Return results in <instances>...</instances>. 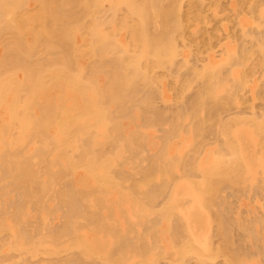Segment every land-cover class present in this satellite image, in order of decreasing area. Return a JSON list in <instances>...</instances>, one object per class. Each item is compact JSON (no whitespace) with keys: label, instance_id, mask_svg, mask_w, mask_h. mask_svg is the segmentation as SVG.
<instances>
[{"label":"bare ground","instance_id":"1","mask_svg":"<svg viewBox=\"0 0 264 264\" xmlns=\"http://www.w3.org/2000/svg\"><path fill=\"white\" fill-rule=\"evenodd\" d=\"M185 1L0 0V264L46 257L47 264H214L221 256L259 264L254 252L264 258V216L228 220L235 206L220 195L264 193V116L223 121L218 113L247 92L254 75L239 69L264 56V30L250 32L251 22L240 19L242 45H225L221 60L193 69L178 45L189 25ZM258 3L250 14L261 29ZM185 68L193 72L184 87L202 85L170 116L157 106L169 98L156 71ZM161 127L157 144L151 129ZM207 135L220 140L201 156ZM219 206L228 219L215 210V232L224 240L218 247L211 221ZM235 227L243 250L237 237L233 243Z\"/></svg>","mask_w":264,"mask_h":264},{"label":"rangeland","instance_id":"2","mask_svg":"<svg viewBox=\"0 0 264 264\" xmlns=\"http://www.w3.org/2000/svg\"><path fill=\"white\" fill-rule=\"evenodd\" d=\"M256 1V3H257V1L260 3H258L261 7H262V5H264V4H261L262 2L264 3V0H205V1H202V2H200V3H198V5H197V3H196V5H195V3H190L189 4V1L187 0V1H185V3L183 4V10H182V12H183V15H185V16H183V21H185L184 23L186 24V25H188V29L186 28V32L184 33V36L186 35V37H185V39H182V38H184V36H181V41H178V45H179V47H180V49H181V51L183 52V54L186 52V49L188 50L187 52V55L186 56H188V54H189V56L191 55V59H190V57L188 56V58H189V60H191V63L189 64L191 67L192 66H194V67H199V68H201V66H204V64L208 61V60H211L212 58H214L215 60L217 59V61L220 59L221 60V57H222V51L223 50H225L228 46H226V47H224L225 45H229V44H231L230 46L232 47L233 46V48H236L235 50H237L241 45H242V42H243V40H244V38L242 39V35H241V33H242V28L241 27H239V24H238V22L240 21V19L242 20V21H244L245 19V21H246V23L247 24H249L248 22H251V24H249L248 26H250V27H248V28H250L249 29V31L250 32H254L255 34H257L258 32L259 33H262V31L264 30V21H263V24H262V28L261 29H258V27H257V20L255 19L254 20V17H253V15L252 14H250L251 13V10H252V6H254L255 4H254V2ZM168 4H169V2L168 1H166ZM165 2V3H166ZM166 3V5H168ZM191 4H192V6H191ZM193 4H194V7H193ZM184 5H185V7H184ZM191 6L192 8H194V10L193 11H191L192 10V8L191 7H189V6ZM202 5V6H201ZM250 5H252L251 7H250ZM196 6H200L201 7V9H200V7H197L196 8ZM203 7H204V9H203ZM191 8V9H190ZM263 8V10H264V6L262 7ZM261 8V9H262ZM185 9V10H184ZM207 9V10H206ZM186 10H187V12H186ZM196 10V11H195ZM201 12H199V11ZM250 11V12H249ZM186 12V13H185ZM196 12V13H195ZM199 13V15H201V16H197L196 14H198ZM192 13V14H191ZM193 13H195V15L193 14ZM204 13V14H203ZM188 15H189V19H188ZM190 15H191V17L193 16L194 18H191L190 17ZM196 16V17H195ZM264 16V15H263ZM198 17V18H197ZM186 18V19H185ZM200 18V19H199ZM191 19V20H190ZM198 19V20H197ZM263 19H264V17H263ZM248 21V22H247ZM184 24V25H185ZM253 24V25H252ZM186 25H185V27H186ZM252 29V30H251ZM188 30V31H187ZM254 30V31H253ZM260 30H261V32H260ZM264 32V31H263ZM208 33V34H207ZM259 33H258V35H259ZM187 34H189V35H187ZM209 35V36H208ZM192 37V38H191ZM197 37V38H196ZM189 38V39H188ZM194 38V39H193ZM201 39V40H200ZM178 40H180V39H178ZM198 40V41H197ZM205 41V42H204ZM242 41V42H241ZM184 42V43H183ZM186 42V43H185ZM183 43V44H182ZM188 43V44H187ZM202 45H201V44ZM211 43H213V44H211ZM180 44H182V45H180ZM190 44V45H189ZM184 45V46H183ZM187 45H188V47H187ZM181 46H183V47H181ZM186 46V48H184ZM202 46V47H201ZM211 46H212V48H211ZM205 49V50H204ZM207 49V50H206ZM184 50H185V52H184ZM201 51V52H200ZM190 52V53H189ZM186 54V53H185ZM185 56V55H184ZM215 56V57H214ZM262 55H259V54H256V56L255 57H253V59H251L247 64L248 65H246L247 67L246 68H244V67H240V69H239V73H240V71H241V68H242V70H244V71H241L242 72V74L244 73V72H246V73H250V75L252 76V74L254 75V76H252L251 78H249V83H248V89H247V87H246V91L247 92H242V94L240 95V96H238V99L239 100H237L238 101V103L239 104H236V101H234V104L236 105H232V104H230L231 106H232V108H231V106L230 105H227V106H224L225 108H223V110L221 111V112H218V113H221V115L219 114V118H221V119H223V121H224V119H226V121L227 120H229V119H227V118H233L234 116H238V115H240V117L242 116L243 118H245V119H250V118H252L251 116L252 115H254V112H257V113H255V116L259 119H262V116H264V95H261V92H262V87L264 86V83H263V78H264V56H262ZM197 57V58H196ZM181 58H183V56H181L180 58H179V61H182L181 60ZM211 58V59H210ZM197 59V60H196ZM205 62V63H204ZM259 62V63H258ZM197 63V64H196ZM261 63V64H260ZM203 64V65H202ZM256 66H255V65ZM260 64V65H259ZM196 65V66H195ZM198 65V66H197ZM257 65H259V66H261V67H258ZM255 66V67H254ZM190 67V69H194V67H192L191 68ZM255 68H257L255 71L253 70V69H255ZM261 68V69H260ZM189 69V70H190ZM253 70V72L251 73V71ZM260 69V70H259ZM176 69H174L173 71H174V73L173 72H171L170 74H174V75H169V73H168V71L166 70H164V71H162V69H159V70H157L156 71V74L157 75H160V78H161V84L163 83V85L161 86V84H160V87H161V89L162 90H164L165 92H166V96H167V98H169L168 99V103H166V101L165 102H163V100L161 101V99H159L158 100V103H157V106L159 105L160 107L159 108H161L160 110L161 111H164V112H168V114L170 113V114H172V115H170V116H173V115H176V114H178L177 113V111L179 112V111H181V110H184L187 106H188V103H189V100H192L191 99V97H193V96H195V94L199 91V89L201 88L200 86L202 85L200 82H196V81H194V82H192V84H191V86H190V88H185L184 87V81L185 80H187V79H189L191 76H192V73L191 72H193V71H189L188 70V72H187V68H185V71H184V69L183 70H180L181 72H179V70L178 71H175ZM237 70V69H236ZM247 70V71H246ZM262 70V71H261ZM176 73V74H175ZM178 73V74H177ZM179 73H181V75H179ZM182 73L184 74V77H182L183 75H182ZM190 74H191V76H190ZM176 75V76H175ZM180 76V78L182 79V81H181V79H179V76ZM187 77H186V76ZM190 77H189V76ZM172 76V77H171ZM176 77H178V78H176ZM164 78V79H163ZM184 78H186V79H184ZM184 79V80H183ZM166 82V83H165ZM194 83V84H193ZM200 83V84H199ZM250 86V87H249ZM262 86V87H261ZM183 87V88H182ZM164 88V89H163ZM182 88V89H181ZM250 88V89H249ZM180 89V90H179ZM184 89H185V91H184ZM264 89V88H263ZM183 90V91H182ZM249 90V91H248ZM164 91H161V93L162 92H164ZM264 91V90H263ZM165 92L164 93H162V94H165ZM182 92H184V94L182 93V96L184 95V97L186 98V100L185 99H183L184 97H180V95H181V93ZM167 98H165V99H167ZM180 99H181V101H184V103L181 105V103H180ZM160 101V102H159ZM187 101H188V103H187ZM177 102V103H176ZM241 102V103H240ZM176 103V104H175ZM164 104V105H163ZM186 104V105H185ZM162 105V106H161ZM175 105H177V106H175ZM239 107H238V106ZM182 106V107H181ZM226 107H228V108H226ZM175 108H177V109H175ZM179 108V109H178ZM168 109V110H167ZM169 110H171V112L169 111ZM227 110L229 111V112H227ZM252 110H253V112H252ZM175 112V113H174ZM231 113H233V114H231ZM252 113V114H251ZM260 115V116H259ZM216 116H218V114H216ZM245 116V117H244ZM250 116V117H249ZM248 117V118H247ZM218 118V119H219ZM231 118V119H232ZM234 118H236V117H234ZM220 120V119H219ZM218 120V121H219ZM222 121V120H221ZM220 121V122H221ZM166 126V125H165ZM164 126V129L165 130H167V127L168 126H166L165 127ZM156 128H158V127H156ZM155 129V128H154ZM151 129V130H153V133H152V136H155V137H153V139H154V141H156L155 143H157L158 142V140H159V142L158 143H160V139H161V137H163V134L165 133V130L163 129V127H161V128H159V129ZM163 129V130H162ZM150 130V131H151ZM152 132V131H151ZM160 134H162V135H160ZM208 137H205V141L206 140H208V144L206 143V142H203L205 145L204 146H208L207 148L208 149H206V148H202V150H204V151H201V156H204L205 155V153L204 152H208V150L209 151H211V149H213L212 151L213 152H215V149L217 148V146H216V148L214 147L215 146V143L217 142L218 143V141L216 140V138L218 139V136L216 135V137L214 136V135H212V136H210V135H207ZM160 138V139H159ZM209 138V139H208ZM203 140V141H204ZM218 140H220V139H218ZM157 143V144H158ZM216 143V144H217ZM210 144L212 145V144H214V146L212 147V146H210ZM217 150V149H216ZM153 152H151V154H152ZM150 154V153H149ZM188 154V153H187ZM204 154V155H203ZM200 156V157H201ZM131 166V165H130ZM130 166L128 167L129 168V170H131V172L132 173H134V171H133V169H132V167L130 168ZM134 166V165H133ZM130 172V173H131ZM180 176V175H179ZM178 176V177H179ZM181 177V176H180ZM179 177V178H180ZM136 178H139V176H136ZM181 179V178H180ZM223 190V189H222ZM256 190V189H255ZM226 191V189H224V192ZM222 192V191H221ZM226 192H228L227 193V195H228V197L226 196ZM225 193H224V195H223V192H222V194H220V195H222L223 196V198H222V196H221V198L223 199V200H226V199H229V202H228V204L229 203H233V206H231L232 204H230V208L231 207H234L235 206V208L234 209H237L236 211L233 209V208H231L232 210L231 211H233V213L232 214H230L229 212H231L230 211V209H227V213L225 214L226 216H227V214L228 215H230V217L228 216V218H226L225 217V215H224V213L226 212H223L222 210V208L219 206V208H221V209H219V211L217 210L218 208H217V204H219L220 205V196H219V199H217L216 200V202H219V203H215L217 206H215L217 209H215V207H214V212H213V210H211V209H208L209 211H211V213H210V216L212 217V212H213V216L215 215V213L216 212H218L219 214H218V218H219V216L221 217L222 216V213H223V215H224V217L226 218V219H228V220H236V218H239V219H242V220H245V222H247V218L246 217H248V216H250V217H248V218H251L252 216L251 215H253V217L254 218H259L260 216L261 217H263L264 216V214H263V211H264V193H261V192H259V193H251V196H250V194L249 195H246V197L244 198V197H242L243 195H241V197L243 198V200H241L242 198L241 197H237L236 196V194L234 195V192H233V194H232V192H231V190H230V192H229V190H227ZM255 192V191H254ZM256 192H257V190H256ZM262 194V195H261ZM245 195V194H244ZM254 195H257V196H254ZM235 196V197H234ZM248 196V197H247ZM253 196V197H252ZM225 197V198H224ZM236 197H237V199H236ZM251 197V198H250ZM222 199H221V201H222ZM238 199H239V201H238ZM241 200V201H240ZM240 202V203H239ZM244 203V204H243ZM240 205V207H239V205ZM238 205V206H237ZM160 206V205H159ZM2 206H0V208H1ZM161 207V206H160ZM242 207V208H241ZM242 210H241V209ZM263 209V210H262ZM215 210H216V212H215ZM241 210V211H240ZM221 211H222V213H221ZM240 211V212H239ZM237 213L238 214V216L236 217V216H234V215H236V214H234V213ZM249 212V213H248ZM256 213V214H255ZM259 213V214H258ZM217 214V213H216ZM247 214H249V215H247ZM251 214V215H250ZM261 214V215H260ZM263 214V215H262ZM232 215V216H231ZM245 216V218L243 219V217ZM259 217H258V216ZM208 216H209V212H208ZM235 218H234V217ZM241 216H242V218H241ZM255 216H257V217H255ZM36 217V216H35ZM32 218V219H35L34 220V225H36V226H38L37 224H38V222H36L37 220H36V218ZM215 217V216H214ZM212 217L213 219H215L214 221L212 220L211 221V218H210V221L213 223V225L215 226H212V228H211V226H210V228L212 229V231H211V236L213 237L214 236V238H212V241L214 242V245L215 246H217L218 245V247L221 245V243H223V239H222V241H221V239L220 238H222V237H220V235H218V234H216L217 232H215V230L217 229V231H219V225H218V227L216 226L219 222L217 221L218 220V218L217 217ZM223 217V218H224ZM232 217V218H231ZM251 218V221H252V219H254V218ZM260 217V219L261 220H263L262 218ZM153 217H151V219H152ZM222 218V217H221ZM221 218H219V219H221ZM62 218H60V220H61ZM247 219V220H246ZM58 220V219H57ZM60 220H59V224L61 225L62 224V220H61V222H60ZM222 220V219H221ZM234 220V221H235ZM250 220V219H249ZM255 220V219H254ZM257 220V219H256ZM56 221V220H55ZM231 221V222H232ZM264 221V220H263ZM37 224H36V223ZM54 222V221H53ZM217 222V224H215ZM244 222V221H243ZM248 222H250V221H248ZM31 223H33V222H31ZM57 223V224H58ZM64 223V222H63ZM212 223H210L211 225H212ZM50 224H51V222H50ZM53 224H55V223H53ZM52 225V224H51ZM59 225V226H60ZM264 225V224H263ZM33 226V225H32ZM53 226V225H52ZM261 226H262V224H261ZM29 227V226H28ZM35 227V226H34ZM56 227V226H55ZM61 227H62V225H61ZM215 229H214V228ZM217 227V228H216ZM262 227H264V226H262ZM29 228H31V227H29ZM52 228H54V227H52ZM57 228V227H56ZM236 228V227H235ZM237 231V232H236ZM264 228L263 229H261V232L264 234ZM237 234H236V233ZM235 232H233V243H234V238H236V240H235V242L236 241H238V242H236V244H235V247H236V245H239V244H241V243H239V242H245V241H243L244 239L242 238L243 236H242V232H241V234H240V232H239V230H238V228H236L235 229ZM260 232V233H261ZM236 235H235V234ZM214 234V235H213ZM240 237H239V236ZM262 235V234H261ZM8 236H9V234H8ZM215 236H219V237H215ZM5 237H7V236H5ZM5 237H4V239H5ZM262 237H264L263 235H262ZM3 238V237H2ZM238 238H240V239H238ZM214 239V240H213ZM242 239V240H241ZM245 239H246V237H245ZM219 240V241H218ZM0 241H1V238H0ZM246 241H247V243L249 242V240H247L246 239ZM218 243V244H217ZM238 243V244H237ZM224 244V243H223ZM248 245H249V243H248ZM244 246H247V244L245 245V243H244V245H242V247H244ZM234 247V248H235ZM240 245L239 246H237V248L236 249H241L242 247H240ZM248 247V246H247ZM246 247V248H247ZM251 246H249V248H250ZM233 248V246H231L230 247V249H232ZM246 249L247 251H251V250H253L252 249V247H251V249ZM242 250H243V248H242ZM255 250V249H254ZM256 251H257V249H256ZM242 253H245V252H243L242 251ZM257 253V252H256ZM73 254H75L74 252L73 253H71V255H73ZM246 254H247V252H246ZM251 253H248V255H250ZM253 254V253H252ZM251 254V255H252ZM66 255V254H65ZM63 256L65 259H69V257H72L71 255H70V253L68 254V255H66V256ZM70 255V256H69ZM76 255V254H75ZM257 256L259 255L258 253L256 254ZM256 255H255V252H254V255H252L254 258L252 259L253 261H256V259H257V263H259L260 264V262H261V264L263 263L264 264V262L262 261V260H260V259H264V258H260L259 256V258H256ZM63 257H60L61 259H63V260H65ZM73 257H74V255H73ZM19 258V257H18ZM43 258V257H42ZM45 258V257H44ZM47 258V257H46ZM45 258V260H41L40 258V260H38V261H41L40 262V264H47V259ZM252 258V257H251ZM20 259V258H19ZM19 259H17V261H19ZM56 259V258H55ZM60 259V260H61ZM71 259V258H70ZM258 259L260 260L259 262H258ZM22 259H20V261H21ZM47 260V261H46ZM51 260V259H50ZM57 260V259H56ZM55 260V261H56ZM60 260L58 261V262H60ZM194 260V259H193ZM192 260V261H193ZM19 261V262H20ZM62 261V260H61ZM189 261V260H188ZM187 261V262H188ZM189 262V264H194V262H196V261H194V262ZM225 261V262H224ZM226 261H228V259H226V257H224V256H221V257H219L218 258V260L216 259V262L214 261L213 263L215 264H229V261L228 262H226ZM34 262V261H33ZM36 263H39V262H37V261H35ZM54 262V261H53ZM169 261H167V263H165V261H161L160 263L158 262V263H155V264H169L168 263ZM21 263V262H20ZM19 263V264H20ZM36 263H34V264H36ZM51 263V262H50ZM60 263H62V262H60ZM171 263H173V264H177V263H175V262H170V264ZM22 264H23V260H22ZM52 264V263H51ZM178 264H181V263H178ZM183 264V263H182Z\"/></svg>","mask_w":264,"mask_h":264}]
</instances>
